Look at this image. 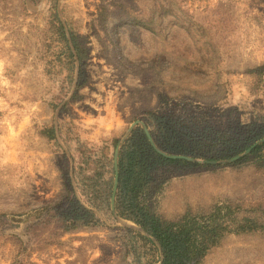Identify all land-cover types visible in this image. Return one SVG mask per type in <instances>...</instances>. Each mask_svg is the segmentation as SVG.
I'll return each mask as SVG.
<instances>
[{
	"label": "rangeland",
	"instance_id": "374dc122",
	"mask_svg": "<svg viewBox=\"0 0 264 264\" xmlns=\"http://www.w3.org/2000/svg\"><path fill=\"white\" fill-rule=\"evenodd\" d=\"M54 6L86 51L80 68L56 56ZM260 66L264 0H0V264H124L126 229L140 232L124 219L66 232L56 219L14 217L74 185L78 154L44 129L61 122L71 150L77 137L121 140L151 113L258 130ZM237 161L161 169L150 207L169 219L228 199L264 208V151ZM203 264H264V235L230 236Z\"/></svg>",
	"mask_w": 264,
	"mask_h": 264
},
{
	"label": "trees",
	"instance_id": "16d2710c",
	"mask_svg": "<svg viewBox=\"0 0 264 264\" xmlns=\"http://www.w3.org/2000/svg\"><path fill=\"white\" fill-rule=\"evenodd\" d=\"M53 11L51 16L54 19L50 24L56 35V56L64 59L66 65L74 67L78 63L80 68L86 51L68 24L60 19L55 6ZM252 73L261 79L264 66L253 69ZM70 82H73V76ZM146 125L156 146L164 153L205 161L232 158L264 138V125L258 130L233 133L228 128L210 124L205 118L160 113H151ZM42 133L57 145L61 140L69 154H78V160L74 159L72 165L74 185L70 180V189H66L58 201L14 217L28 216V222L35 225L48 218L56 219L62 222L66 232L117 223L111 211V198L115 179L114 149L120 138L96 144L80 141L77 137V146L71 150L67 146L71 139L63 135L61 122L44 129ZM263 151L264 143L237 163L252 156L261 158ZM171 166L188 168L198 164L158 154L141 127L133 130L120 149L116 212L121 219L133 223L152 238L150 240L138 231L126 229L123 237L124 264H203L206 257L230 236L264 235V208L247 206L239 199L217 202L202 211L187 208L175 219L158 214L149 205L147 191L158 172ZM153 240L160 246L162 259Z\"/></svg>",
	"mask_w": 264,
	"mask_h": 264
},
{
	"label": "water",
	"instance_id": "95a60500",
	"mask_svg": "<svg viewBox=\"0 0 264 264\" xmlns=\"http://www.w3.org/2000/svg\"><path fill=\"white\" fill-rule=\"evenodd\" d=\"M137 125H139L149 143L151 144V146L153 147V149L160 155L164 156V157H167V158H172V159H186L188 161H191V162H194V163H200V164H227V163H232V162H235L245 156H247L256 146L264 143V139H261L259 141H257L256 143H254L251 147H249L246 151H244L242 154L240 155H237L235 156L234 158L228 160V161H221V162H207V161H199V160H196V159H193V158H189V157H184V156H173V155H169V154H166L164 152H162L155 144V142L153 141L149 131H148V128L146 127V125L142 122H136L134 123L133 125H131V127L129 128V130L127 131V133L125 134V136L120 140V142L118 143L117 147H116V150H115V153H114V171H115V179H114V186H113V192H112V198H111V211H112V214L114 216V218L116 219L117 222H119L120 224H124V221L118 216L117 212H116V209H115V195H116V191H117V186H118V155H119V152H120V149L122 147V145L125 143V141L127 140L128 136L132 133L134 127H136ZM126 227H132V228H135L136 230H139L140 232H142L145 236L149 237L150 239H152L150 236L147 235V233L142 230L141 228L137 227V226H128L126 225ZM154 241V240H153ZM155 242V241H154ZM156 243V242H155ZM157 244V243H156ZM158 248H159V251H160V256H161V259H162V253H161V249H160V246L157 244ZM161 261V260H160ZM158 264H161V262H159Z\"/></svg>",
	"mask_w": 264,
	"mask_h": 264
}]
</instances>
